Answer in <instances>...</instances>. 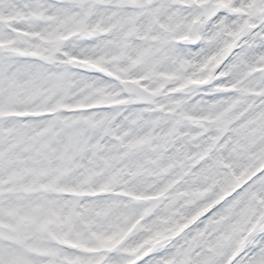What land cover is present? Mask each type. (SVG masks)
Returning <instances> with one entry per match:
<instances>
[{"label":"snow or ice","instance_id":"snow-or-ice-1","mask_svg":"<svg viewBox=\"0 0 264 264\" xmlns=\"http://www.w3.org/2000/svg\"><path fill=\"white\" fill-rule=\"evenodd\" d=\"M0 264H264V0H0Z\"/></svg>","mask_w":264,"mask_h":264}]
</instances>
